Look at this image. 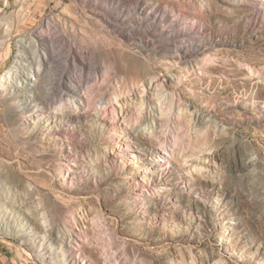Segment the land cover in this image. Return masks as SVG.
<instances>
[{
  "label": "rangeland",
  "instance_id": "obj_1",
  "mask_svg": "<svg viewBox=\"0 0 264 264\" xmlns=\"http://www.w3.org/2000/svg\"><path fill=\"white\" fill-rule=\"evenodd\" d=\"M17 1L0 0V45L11 38L0 59V194L25 230L0 232L7 264H264V121L245 114L264 112V0H148L168 10L170 20L149 16L160 30L184 32L163 39L176 43L163 55L154 52L159 41L151 40L150 50L138 39L130 44L151 84L124 61L118 73L102 61L101 77L78 94L64 87L70 97L55 100L44 61L50 55L66 64L69 51H49L47 36L40 44L35 30L51 22L59 33L78 28L80 42L91 28L108 37L107 17L120 23L109 11L132 5L91 9L87 0H36L13 34ZM70 7L81 20L66 15ZM194 60L202 65L187 68ZM23 66L31 91L11 83L22 84ZM109 82L95 98L91 89ZM68 105L73 117L64 114ZM186 106L207 115L199 128L211 131L210 151L182 145L179 114ZM163 109L171 110L172 130L168 120H155ZM52 223L64 245L46 239Z\"/></svg>",
  "mask_w": 264,
  "mask_h": 264
},
{
  "label": "bare ground",
  "instance_id": "obj_2",
  "mask_svg": "<svg viewBox=\"0 0 264 264\" xmlns=\"http://www.w3.org/2000/svg\"><path fill=\"white\" fill-rule=\"evenodd\" d=\"M35 1L36 0L17 1L18 9L14 12V16L12 18L14 20V32L12 31L13 34L16 32V30L19 29L21 23L27 20L28 15L30 13V9L32 8ZM178 2L184 4L187 3L186 0H178ZM85 3H86L85 6L89 8L91 7V9L92 8L96 9L97 7L106 8L107 6L106 4H111V6L116 4H122V5L131 4L132 6L129 9L125 8L120 11H116V10L109 11V13L116 14L113 15V17L120 21V23L118 24L117 22L114 21L112 22L107 17L109 21V25L111 26V30H110L111 32L109 34L110 38L109 36L107 37L106 35L102 34L103 32L102 30L91 28V31L90 30L85 31L86 40L80 42L77 39L76 31L78 28H75L73 34H68L66 32L59 33L60 30L57 29L56 28L57 26L51 22H48V29L35 30V34L39 38L40 44L42 43L44 44V40H45L44 37L47 36L48 41H50L49 51L53 49L54 51L55 50L62 52L69 51V54L68 55L66 54V58H65L66 60L65 62L66 64L68 62L69 66L66 65L64 61H62L63 58L59 59L58 61H54L51 59L50 55L49 58L45 59L44 61L45 70L47 65L50 66L49 67L50 71H48L50 72L49 73L50 75L48 74L49 79H47L48 81L46 80L49 84H52L51 91H49L51 97L50 100H55L56 97L64 98L67 95L70 97V94L64 91V87L73 88L76 94L80 93V90L85 86L87 82H89V80L94 79L98 75L101 77L102 75L101 73L103 70L102 61H104L106 64H108L111 67H115L117 69L116 71L117 73L119 71L118 69L119 64L122 63L121 61H124L125 65L129 67L128 69L133 70L141 78L140 80L144 81L148 87L152 81V79H149L147 77V75L150 74V69L147 66L142 67V59L138 55H134L129 51L130 44L134 42L136 39H138L141 41L140 43L143 49L150 50L153 48V47L151 48L150 41L151 40H155V42L159 41V45H158L159 47L158 49H155L154 52L157 53L158 55H163L166 53L167 50H171L173 48L168 45L176 44L175 42H163V39L179 36L184 33L183 29L170 28V29L160 30L159 26L157 27L154 21H152V19L149 18V16L154 13L158 21L159 20L165 21V20H170L169 19L170 15L166 13L168 12V10L160 11L159 8L155 7L154 5H151L148 0H98L97 2H95V0H87L85 1ZM94 12L98 13V11H94ZM69 13L66 15L70 17H74L76 18V20H81L80 17L77 16V7H70ZM138 14H140V16H138ZM94 25L96 26V24ZM169 30H171V32H168ZM158 34H162L161 37L158 36ZM149 35H153L154 39L149 37ZM119 36L125 38V43H119L117 41L119 40L118 39ZM7 39H5L6 43L4 45L2 46L0 45L1 49L3 50V52H0V59L8 51L7 49L9 50L11 49L10 48L11 38L10 39L7 38ZM74 40H76L77 42H74ZM22 46L27 47V49H30V46H27L24 42L22 43ZM181 46H183V44ZM80 57L81 60H83V64L80 63ZM72 60L74 61L73 65H72ZM198 65H202V64L197 60L186 62V67L189 69H195L196 66ZM44 69L42 70L40 68V70L36 72L38 75L35 78L36 80L40 81L42 74L45 72ZM9 71L11 70L9 69ZM10 73L11 72H9V74ZM9 74L8 76H4V77L6 79L7 77H12ZM113 75L114 73L112 72L108 73V75H106V78H111ZM17 76L20 78V79L18 78V80H21L20 82L22 84L21 85L16 84V81H13L11 83H14L15 87L17 88L24 87L28 91H31L32 85H30V83H28L27 81V70L26 68H24V66L18 69ZM107 88H110V82L107 83L106 85L101 86L97 91L96 88H92L91 91H93V95L95 98L97 96L102 97L104 92H106ZM121 93H125V91H122ZM114 95L116 100H119L121 98L120 93L117 94L116 92H114ZM141 97H142L141 103L146 104V100H144L143 96ZM73 101L74 100L71 99V102ZM160 101L163 100H161L160 98ZM74 103L75 102H73V104ZM73 106L74 105H72V107ZM69 107L70 105H68L67 110L64 111V114L67 115L68 117H73L76 109L74 107H73L74 109ZM181 109H183L184 112L179 114V119H181V121H179L180 123L178 128L180 127L182 128L179 134L180 138L182 139V145L185 146V148L188 149L190 152L193 151V152H197L198 154H202L206 151H210L212 148L211 136H210L211 131L209 130L201 131L199 128V122L201 124L205 123L204 120L208 119V118L206 119L207 115L198 116L197 113L194 114L192 109L189 110L188 106L184 108H180V110ZM170 111L171 110H169V112ZM169 112L168 109L167 110L163 109V111L161 112V117L155 118V120L157 121L159 120L161 122H163V120H168L167 123L169 122L170 125L169 124L168 125L172 130L174 128L170 120L173 121V119L171 117H168L170 114ZM201 114H204V112ZM245 114L246 117L249 118L250 120L264 121V112L259 109L252 110L250 108L249 109L247 108ZM214 116H218V114L217 115L214 114ZM210 120L213 121V118H211ZM168 125L167 128H169ZM191 129L195 130V132L192 131L194 132L192 133ZM135 131L137 130L135 129ZM217 154L218 151L213 152V155H217ZM12 209L6 204L3 195L0 194V232L2 231L3 232L5 231L7 233L9 232L10 235H14V234L24 235L25 234L24 227L22 226V224L21 226L19 225L18 223L19 221L16 220L18 219L16 216L14 215L12 216V213L16 212L13 211ZM51 227H52L50 230L51 232L45 235L46 239H49L50 241L53 242L61 241V243L59 244L64 245V240L60 237L59 230L53 225V223L51 224ZM27 235H29L28 231H27ZM71 240H72V235H71ZM11 244L13 245V243ZM65 245H68V242H66ZM14 246H16L17 255L24 256L27 262L32 261L33 256L26 249H24L22 246H17L15 244Z\"/></svg>",
  "mask_w": 264,
  "mask_h": 264
},
{
  "label": "crops",
  "instance_id": "obj_3",
  "mask_svg": "<svg viewBox=\"0 0 264 264\" xmlns=\"http://www.w3.org/2000/svg\"><path fill=\"white\" fill-rule=\"evenodd\" d=\"M2 253H0V264H7V258H5Z\"/></svg>",
  "mask_w": 264,
  "mask_h": 264
}]
</instances>
